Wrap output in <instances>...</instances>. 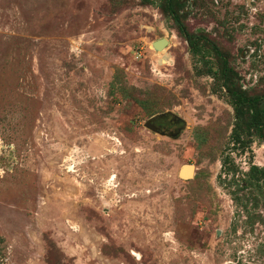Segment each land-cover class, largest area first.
<instances>
[{"label": "rangeland", "instance_id": "374dc122", "mask_svg": "<svg viewBox=\"0 0 264 264\" xmlns=\"http://www.w3.org/2000/svg\"><path fill=\"white\" fill-rule=\"evenodd\" d=\"M177 1L203 73L166 0H0V264H264L218 180L225 155L237 180L264 167V141L229 146L206 43L264 96V0Z\"/></svg>", "mask_w": 264, "mask_h": 264}, {"label": "trees", "instance_id": "16d2710c", "mask_svg": "<svg viewBox=\"0 0 264 264\" xmlns=\"http://www.w3.org/2000/svg\"><path fill=\"white\" fill-rule=\"evenodd\" d=\"M140 1L144 3L151 2V0ZM172 2L180 7L177 0H166L165 12L171 17L179 33L187 41L192 56L197 57L199 64L200 61L202 62L200 68H195L199 73H203L202 68L207 66V61L202 59L205 47L201 42H204V39L201 40L199 36L187 33L178 13L172 7ZM206 43L223 64L219 74L216 72L215 74L211 67L207 68V72L213 74V78L217 82L218 88H220L218 90L220 92L221 89L224 90V95L228 98L234 112V126L229 137V146L232 145L235 148L244 150L249 147L253 135L264 141V96H249L238 89L232 76V70L227 66L218 48L211 42L206 41ZM237 173L238 170L230 156L225 155L221 160L219 182L231 189L229 195L233 203L242 208L245 213V225L253 227L255 224H260L264 227V214L258 212L259 208L264 209V167L250 165L248 170L242 174L240 180L236 179ZM228 177L230 179H227ZM240 193L242 194L240 195ZM231 264L243 263L238 261Z\"/></svg>", "mask_w": 264, "mask_h": 264}, {"label": "water", "instance_id": "95a60500", "mask_svg": "<svg viewBox=\"0 0 264 264\" xmlns=\"http://www.w3.org/2000/svg\"><path fill=\"white\" fill-rule=\"evenodd\" d=\"M167 43L168 42L165 39L157 40L156 42L153 43V48L156 51H161L167 45ZM145 127H147L150 130H153L155 132L158 131L157 127L155 125H153L151 122L145 123ZM179 175L183 179H186V180L191 179L193 177V167L192 166H183L179 172Z\"/></svg>", "mask_w": 264, "mask_h": 264}, {"label": "flooded vegetation", "instance_id": "af4514ba", "mask_svg": "<svg viewBox=\"0 0 264 264\" xmlns=\"http://www.w3.org/2000/svg\"><path fill=\"white\" fill-rule=\"evenodd\" d=\"M158 128H160L159 126H157ZM160 131H162V128L161 129H159Z\"/></svg>", "mask_w": 264, "mask_h": 264}]
</instances>
